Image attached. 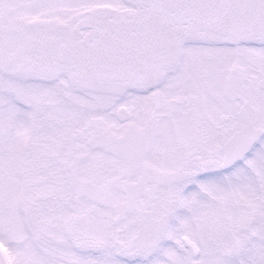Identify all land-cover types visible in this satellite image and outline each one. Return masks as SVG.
Segmentation results:
<instances>
[{"label":"snow or ice","instance_id":"6c2138e0","mask_svg":"<svg viewBox=\"0 0 264 264\" xmlns=\"http://www.w3.org/2000/svg\"><path fill=\"white\" fill-rule=\"evenodd\" d=\"M0 264H264V0H0Z\"/></svg>","mask_w":264,"mask_h":264}]
</instances>
